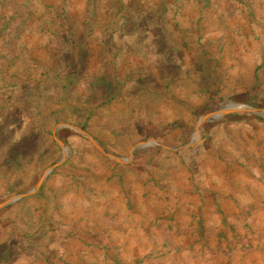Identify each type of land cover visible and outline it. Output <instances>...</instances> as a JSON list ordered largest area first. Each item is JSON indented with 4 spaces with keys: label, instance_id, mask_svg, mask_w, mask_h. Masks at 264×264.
<instances>
[{
    "label": "rangeland",
    "instance_id": "1",
    "mask_svg": "<svg viewBox=\"0 0 264 264\" xmlns=\"http://www.w3.org/2000/svg\"><path fill=\"white\" fill-rule=\"evenodd\" d=\"M229 102L264 0H0V264H264V116L197 132Z\"/></svg>",
    "mask_w": 264,
    "mask_h": 264
},
{
    "label": "water",
    "instance_id": "2",
    "mask_svg": "<svg viewBox=\"0 0 264 264\" xmlns=\"http://www.w3.org/2000/svg\"><path fill=\"white\" fill-rule=\"evenodd\" d=\"M236 111H246V112H251V113H255V114H258L260 116H264V109L263 108H254V107H249V106H245V105H239L237 103H232V102H229L227 103L224 108L221 109V111H216V112H211L209 113L208 115H205V116H200L199 117V123H198V129H197V132H199V124L201 121H203L204 119H208V120H211V119H216V118H219L221 114H228V113H233V112H236ZM66 124H60L59 126H65ZM55 137V140L60 144V145H63L62 141H60L59 139H57V136L54 135ZM145 146H148L147 143H141V144H138L136 146H134L130 152V155H132V152L134 149L138 148V147H145ZM99 149L102 151V153H104L105 155H107L108 157L110 158H113L115 159L116 162L118 163H127L128 162V159L127 158H116V157H112L110 156L107 152L104 151V149H102L99 145H98ZM60 164V162H57L55 163L53 166H50L49 168H47L44 173L42 174V176L40 177L37 185H36V189H38L40 187V185L42 184V182L44 181V179L46 178V176L48 175V173L54 168V167H57L58 165ZM33 192H29V193H25L23 195H20V196H15V197H12L10 199H8L7 201H4L2 203H0V209L10 203H12L13 201H16L17 199L23 197V196H27L28 194H31Z\"/></svg>",
    "mask_w": 264,
    "mask_h": 264
}]
</instances>
